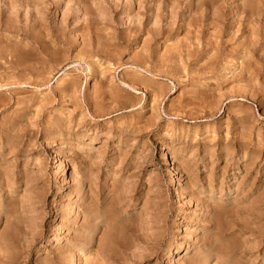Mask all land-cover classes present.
<instances>
[{
  "label": "rangeland",
  "instance_id": "1",
  "mask_svg": "<svg viewBox=\"0 0 264 264\" xmlns=\"http://www.w3.org/2000/svg\"><path fill=\"white\" fill-rule=\"evenodd\" d=\"M0 264H264V0H0Z\"/></svg>",
  "mask_w": 264,
  "mask_h": 264
},
{
  "label": "bare ground",
  "instance_id": "2",
  "mask_svg": "<svg viewBox=\"0 0 264 264\" xmlns=\"http://www.w3.org/2000/svg\"><path fill=\"white\" fill-rule=\"evenodd\" d=\"M9 16H10V15H9ZM167 145H169V144H167ZM167 145H166V146H167ZM166 148H167V147H166ZM168 149H169V148H168ZM174 161H175V160H174ZM178 161H179V160H178ZM176 162H177V160H176ZM177 163H178V162H177ZM178 165H179V164H178ZM175 166H176V164H175Z\"/></svg>",
  "mask_w": 264,
  "mask_h": 264
}]
</instances>
